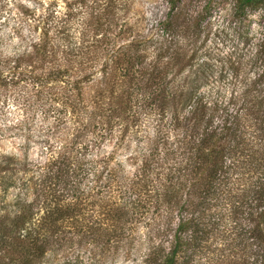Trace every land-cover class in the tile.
<instances>
[{
	"label": "trees",
	"instance_id": "1",
	"mask_svg": "<svg viewBox=\"0 0 264 264\" xmlns=\"http://www.w3.org/2000/svg\"><path fill=\"white\" fill-rule=\"evenodd\" d=\"M22 1L0 0V30L12 22L11 39L26 43L0 50V123L42 115L61 145L44 163L0 155V264H41L51 252L101 264L137 243L148 244L137 264H264L259 79L227 101L207 97L195 68L201 24L180 0L156 31L134 36L116 31L117 0L59 10L38 0L43 12ZM259 6L236 0L241 14ZM11 7L21 17L7 24ZM116 130L125 160L96 154Z\"/></svg>",
	"mask_w": 264,
	"mask_h": 264
},
{
	"label": "rangeland",
	"instance_id": "2",
	"mask_svg": "<svg viewBox=\"0 0 264 264\" xmlns=\"http://www.w3.org/2000/svg\"><path fill=\"white\" fill-rule=\"evenodd\" d=\"M25 1L31 8L38 6L40 12L44 11V7L37 3L38 0ZM43 1L49 3L54 0ZM55 1L59 10L71 0ZM180 4L184 11L197 17L199 25L201 24L197 29L199 41L196 45L195 68L201 80L207 81V85L202 89L207 97L227 101L232 94H240L245 86L255 79L259 80L253 92H264V6L250 8L241 14L236 9V0H180ZM19 10L17 7H11L7 9L9 15L2 14L8 16L7 24L10 21H19ZM169 10V0H117L116 17L120 22L116 31L127 30L129 36L151 34L158 29L159 23L165 20ZM80 11V17L77 18L81 20L77 26L88 13L85 6ZM11 26L12 22L8 28L4 26L0 30V50L8 55L26 48V43L20 45L21 39H11ZM20 108L14 110V113L12 111V117L22 115ZM49 129L48 121L46 122L42 115H37L31 122L13 129H5L4 124L0 123V155H13L19 160L29 159L33 163H44L46 157L57 151V147L61 145L60 134L51 133ZM120 135L119 130L114 131L109 140H105L103 149L96 151V154L101 156L114 152L119 158L125 156V160L129 149L128 146L117 144ZM126 142H129L128 138ZM49 145H53V148L47 149L46 146ZM131 146L133 150L135 145ZM16 192V189H11L5 201H11ZM145 232L146 229L142 227L140 233L143 237ZM146 244L137 243L130 254H126L123 248L115 257L101 264L141 263L147 251ZM65 256L66 254L51 252L41 264H65ZM73 256L71 254L72 258ZM81 256L82 259L77 264H83L87 260V253L82 252Z\"/></svg>",
	"mask_w": 264,
	"mask_h": 264
}]
</instances>
